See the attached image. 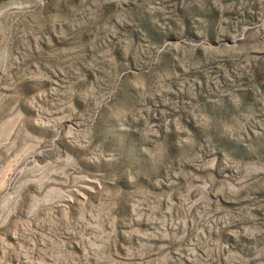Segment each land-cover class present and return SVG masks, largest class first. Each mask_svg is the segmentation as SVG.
Masks as SVG:
<instances>
[{
	"label": "rangeland",
	"instance_id": "obj_1",
	"mask_svg": "<svg viewBox=\"0 0 264 264\" xmlns=\"http://www.w3.org/2000/svg\"><path fill=\"white\" fill-rule=\"evenodd\" d=\"M28 2L0 16V264H264V0Z\"/></svg>",
	"mask_w": 264,
	"mask_h": 264
},
{
	"label": "clouds",
	"instance_id": "obj_2",
	"mask_svg": "<svg viewBox=\"0 0 264 264\" xmlns=\"http://www.w3.org/2000/svg\"><path fill=\"white\" fill-rule=\"evenodd\" d=\"M32 6L28 0H5V4L0 5V16L24 13L30 10Z\"/></svg>",
	"mask_w": 264,
	"mask_h": 264
}]
</instances>
